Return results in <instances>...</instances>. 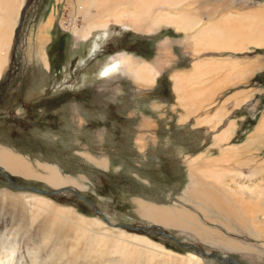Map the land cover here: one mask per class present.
Here are the masks:
<instances>
[{
  "label": "rangeland",
  "instance_id": "obj_1",
  "mask_svg": "<svg viewBox=\"0 0 264 264\" xmlns=\"http://www.w3.org/2000/svg\"><path fill=\"white\" fill-rule=\"evenodd\" d=\"M104 4L105 0H9L0 9V19H7L10 26L17 21L5 41L0 37L1 48L7 50L0 77V144L17 147L36 171L58 168L68 182L58 187L41 178L42 173L27 178L3 169L21 185L41 190L72 187L94 204L70 191L51 195L13 188L0 170V254L7 256L9 248L14 249L11 264H225L185 246L194 244L204 253L264 264V234L259 228L261 236L252 231L247 211L254 203L244 193L264 186V173L259 170L264 169V146L256 147L260 142L256 139L251 149H236L240 162L210 165L205 159L200 165L194 163L193 156L207 152L213 132L194 119L179 121L184 110L175 106L174 79L176 71L190 70L201 60L222 62L233 57L237 39H226L219 46L221 38L216 36L204 44L199 31L222 19H242L249 27L251 19H260L246 14L254 9L264 18V0H152L151 14L147 15L150 7L137 11L139 29L115 22ZM135 9L130 6L129 11ZM176 11L186 25L178 30L167 25L170 19H161L163 15L178 19ZM135 16L124 14V19L138 21ZM125 52L139 60L134 61V70L147 65L144 59L155 66L159 76L154 88L142 84L154 81V71L151 78L137 75L123 62ZM112 60H120L119 67L102 76L101 70ZM262 73L249 83L263 87ZM236 81L217 90L215 102L240 89ZM257 99V110L236 109V116L243 120H238L231 143L247 146L253 138L264 111V94H257ZM23 103L27 107L21 108ZM56 113L60 132L54 130V119H49ZM139 136L147 139L145 150H139ZM103 159L110 162L105 167ZM252 167L254 175L249 174ZM238 173L244 175L237 177ZM202 188L212 196L225 193V200H240L234 208L240 210L241 220L229 214L227 205L215 207ZM137 201L190 213L201 225L192 229L147 219L137 212ZM262 206L263 199L255 210ZM80 215L96 219L97 225L93 220L86 221L88 226L80 225L86 219ZM162 229L170 237L160 233ZM107 230L128 239L132 258L125 261L108 245L113 254L106 260L100 257L105 246L95 245L91 237ZM136 240L148 241L150 246L141 248Z\"/></svg>",
  "mask_w": 264,
  "mask_h": 264
},
{
  "label": "crops",
  "instance_id": "obj_2",
  "mask_svg": "<svg viewBox=\"0 0 264 264\" xmlns=\"http://www.w3.org/2000/svg\"><path fill=\"white\" fill-rule=\"evenodd\" d=\"M163 10L172 12L171 10H168L166 8H163ZM252 10H249L246 16L249 15L251 17H255L256 19H261V17L263 18V15L261 14V12L257 13L255 11L254 13ZM259 10L257 9V11ZM251 12L254 14L250 15ZM176 13L177 14H175V16L179 17L180 16L179 12L177 11ZM243 13L244 12H242V14ZM257 15L259 16L257 17ZM258 21L259 20L251 19L250 25L248 28L247 21H243L242 19L240 20V23L243 25V28L247 29L242 34L243 39L244 37H248L249 42H247V44L245 45V47L247 48L241 49L240 47H238L239 49L237 48L233 49L235 50L233 52L234 53L233 57L231 58L225 57V60H223L222 62H217L216 60H212V59L207 60V61L201 60L193 64V66L189 68L190 70L185 69L183 71H176V74L174 75L175 87H176V93H177V95L175 96V101H176L175 106L177 105L180 108L182 107L184 110V113H180L181 115L179 116V121L186 123L189 120L194 119L193 122L195 121L196 124L198 123L197 125L209 126L211 132H213V140L211 141V144L208 146L207 152L205 151L199 152L197 153V155L192 157L194 163L198 162L199 163L198 165H200V163H203V160L205 159L206 160L208 159L209 163L214 162V159L222 156V153H225L226 149L238 148L240 152H243V150H246L247 147L252 146L253 143H256L255 141L256 139L260 140L259 143L257 142L258 145L256 147L262 148L264 146V133L263 132L257 133L258 128H261L260 125L264 119V111L261 114V117L254 128L255 130L252 134L253 138L249 140L247 146H246V143L236 144V143L230 142L232 138V133L237 132L235 129L238 123L240 122L238 120H243L242 117L238 119L239 117L236 116V113L238 112V110L236 109L241 110L242 108H250L253 110H257V108L260 107V102L257 99V94L258 95L262 93L264 94V86L259 87L258 85H252L251 83H249L251 82L252 78L257 73L264 71V54H262V50H264V45L261 46L255 43L257 41H260L261 39H263L262 37H264V30L258 29L256 27V25L258 24ZM218 24H221V22L216 23V24L210 23V25L207 28L203 29L202 31L211 29L212 26H215ZM202 31H199V32L201 33ZM200 33H199L200 40H202L204 44L207 43L206 38L204 36L203 37L200 36ZM211 38H213L212 40H215L216 36H213ZM251 40L253 41V43L251 42ZM220 41L223 42V40H220ZM209 42H208V45H209ZM125 53L128 56L131 55V58L134 59V61H139V60H136V55L134 53H130V52L129 53L125 52ZM118 54H121V53L119 52ZM142 61L147 62V65H149L150 68L154 71L155 77H154V81H152L151 83H147V85L142 82L141 83L143 84V86L154 88L158 83V76H159L158 72L159 71L155 68V66L152 63L148 62L147 59H144ZM215 71H218V74H215ZM236 79H238V81L235 82L236 83L235 85L239 84L238 86L240 87V89L228 95L223 100V102H215L216 101L215 94L217 93V90L223 88L224 84H228L229 82H232ZM199 80L201 83L198 82ZM231 103H233L232 109L230 108ZM210 105L213 108L209 107ZM225 121H228V123L226 124ZM139 137H140L139 139L140 143L138 144L139 150L140 149L145 150V148L147 147V139H145L143 136H139ZM15 148L17 147H13L11 145L0 144V149L10 150L13 155L21 157L25 163L28 162L25 159L26 158L25 155L21 154L20 152H17ZM212 150H216V152L215 151L212 152ZM109 163L110 162L108 160L106 161V159L102 160L103 165L104 164L107 165ZM106 165H104V167ZM0 167L3 169L5 166L2 165V163H0ZM5 168L8 169L7 167ZM45 170L47 169H45L44 167V169L42 170L38 169L37 170L38 172L37 171L36 172L42 173L41 175H45L44 174V172H46ZM13 173L11 174L14 175ZM133 203H136V199L133 201Z\"/></svg>",
  "mask_w": 264,
  "mask_h": 264
},
{
  "label": "bare ground",
  "instance_id": "obj_3",
  "mask_svg": "<svg viewBox=\"0 0 264 264\" xmlns=\"http://www.w3.org/2000/svg\"><path fill=\"white\" fill-rule=\"evenodd\" d=\"M9 0H0V9L2 8H6V4H8ZM152 4V0H119V1H111V0H105V11L107 13V15L109 14V16L117 23H120L122 25H125L127 27H129L128 25H133V26H130V27H134V29H139L141 28V24L139 22V17H140V13L137 12L138 10H141L140 8H142V10L144 8H149L150 5ZM122 5H124V7H122ZM130 6H133V7H136L134 13L133 11H129L130 9ZM152 8L150 7L149 10L147 11V15L151 14L152 13ZM177 12V11H176ZM124 14L126 15H133L135 14L136 18L138 19V21L134 20V19H130L129 21H127L126 19H124ZM169 14V13H167ZM177 14V13H176ZM184 15V14H183ZM187 15V14H185ZM193 15V14H192ZM191 17V14L190 16H188V18ZM181 18L179 16L178 19L176 20H172V18H169L168 15H163L161 19H165L164 21H166V19H170L169 21H167V25H172L174 26L176 29H179L181 27H183L184 24H181ZM183 19V18H182ZM193 19V18H192ZM195 19V17H194ZM264 18H261L259 21H258V24L256 25V27L258 29H263L264 30ZM185 20V19H184ZM189 20V19H188ZM191 21V18L190 20ZM17 21L14 22V25L10 26V22L7 21V19H0V37H1V34L3 35L2 36V41H5L6 39V36L8 34H10V32L13 30L14 26H15V23ZM109 22V21H108ZM183 22V21H182ZM187 23V21H185ZM221 24H218V25H215V26H212L211 29H207V30H204L200 33V36H204L206 38V40L208 39H213V38H210V37H213V36H218L221 38V40H223L222 43L219 44L220 45H223V43L226 41V39H233V41L235 39H237V44H238V47H240L241 49H244V48H247L245 47V45L247 44L248 41V37H242V34L243 32H245L247 29L243 28V25L239 22V21H233V22H230V21H227L226 19H222L221 21ZM13 24V23H12ZM107 23H104V25H106ZM197 25V24H196ZM186 26V25H185ZM185 28V27H184ZM193 28V27H192ZM191 28V29H192ZM249 28V27H248ZM1 41V39H0ZM11 41V40H10ZM229 41H232V40H229ZM251 42L253 43V41L251 40ZM257 45H261L263 46L264 45V39H261L260 41H257L255 42ZM229 45V44H228ZM234 46V45H233ZM8 47H9V44H8ZM237 47V48H238ZM224 48V47H223ZM232 48V47H231ZM225 49V48H224ZM227 49H229L227 47ZM235 49V48H234ZM7 50L5 52V49H2L1 48V42H0V77H1V73H2V69L4 67V65L6 64V61H7ZM130 57V58H128ZM126 55V57H123L125 61H123L126 65V67H129V69H133V65H134V60L131 58V55L128 56ZM48 62H46L47 64ZM121 63L120 60H112V61H109V63H107L104 68L101 70V74L102 76H107L111 73H113L114 71L117 70V68L119 67V64ZM240 64V63H239ZM201 65V64H200ZM234 65V64H233ZM47 66V65H46ZM216 66V65H215ZM218 66V65H217ZM200 68V66H199ZM198 68V69H199ZM218 68V67H217ZM222 68V67H221ZM197 69V68H196ZM219 70V69H218ZM223 70V69H222ZM135 73L137 75H141L143 78H151V72L153 71L151 68H147V65H141L139 67V70H134ZM205 71V70H203ZM207 72V71H206ZM235 72V70H234ZM233 73V72H232ZM199 74V73H198ZM201 74V73H200ZM236 76V75H235ZM184 79V77H183ZM184 82V81H183ZM200 82V80L198 81ZM201 83V82H200ZM199 84V83H198ZM201 87V86H200ZM189 92V91H188ZM233 96V95H232ZM190 98V97H189ZM186 99V98H185ZM191 100V99H190ZM193 101V100H192ZM180 102V101H179ZM242 104V103H241ZM190 114V113H189ZM207 121V120H206ZM198 124V123H197ZM232 126V125H231ZM261 128H258V131L257 133H264V119H263V122L261 123ZM259 126V127H260ZM225 134V133H224ZM223 135V133H222ZM221 135V137H222ZM220 137V138H221ZM227 137V135H226ZM224 138V137H223ZM258 138V136H257ZM221 140V139H220ZM238 147V146H237ZM252 146H249V149H251ZM238 150V148H230V149H226L225 150V153H222V156L214 159V162L212 163H209L210 165L214 163L215 164H226V162H231V161H235V162H240L242 159L240 158V156L238 154L235 153V150ZM251 153V151H250ZM244 154V153H242ZM247 156V155H246ZM199 158V157H198ZM250 160V159H249ZM254 160V159H253ZM252 162V161H250ZM0 163H2V165H4L5 167H7L9 170H11L12 172L14 173H17V174H21L22 176L24 177H37V176H40L36 170L31 166L32 164L30 162H24V160L21 158V157H18L16 155H13L12 152L10 150H7V149H0ZM256 163V162H255ZM254 163V164H255ZM235 164V163H234ZM195 165V164H194ZM193 165V166H194ZM198 165V163H197ZM196 165V166H197ZM203 165V164H202ZM255 165H259V164H255ZM264 165V164H263ZM195 166V168H196ZM208 166V165H207ZM220 166V165H219ZM222 166V165H221ZM4 167V168H5ZM225 167V166H224ZM264 167V166H262ZM261 167V168H262ZM198 168V167H197ZM196 168V170H197ZM220 168V167H219ZM260 168V167H259ZM45 169H47L46 171H48V174L46 175H41L45 181L49 182L51 185H55V186H63L65 184H67V178L66 177H63L62 174H61V171L54 167V166H46ZM194 169V168H193ZM201 170V169H200ZM249 170V174H253L254 173V170H253V167L248 169ZM260 171H262V173H264V169H259ZM258 170V171H259ZM198 171V170H197ZM222 171V170H221ZM257 171V170H256ZM196 172V171H194ZM208 172V171H207ZM211 172V171H210ZM223 172V171H222ZM225 172V171H224ZM223 172V173H224ZM212 173V172H211ZM219 173H221L219 171ZM226 173V172H225ZM228 173V172H227ZM232 173V171H231ZM242 173V172H241ZM239 174V176L237 175V177H241V175H244V174ZM256 173V172H255ZM259 173V172H258ZM194 175V174H193ZM219 175V174H218ZM225 175V178L226 177H229L227 174H224ZM254 175V174H253ZM256 177V176H255ZM264 177V176H263ZM254 178V177H253ZM224 179V176H219L218 177V182H221L222 180ZM256 179V178H255ZM264 179V178H263ZM262 179V180H263ZM200 180V179H199ZM207 181V180H206ZM217 183V182H216ZM238 183V182H237ZM210 184V183H209ZM260 185V184H259ZM206 186V185H205ZM248 185H246L247 187ZM209 187V186H207ZM221 187V186H220ZM252 187V186H250ZM249 187V188H250ZM215 188H218L217 186H215ZM203 190V193L207 196V199L208 197L210 198L211 200V203H213L216 206H225L227 205L228 208L227 210L229 211V214H233L235 216H238L239 219L241 220V215H240V210L238 212V210H236L234 208V206L237 205V202H239L240 200L234 202L233 200L229 201V200H225V193H216L217 196H212V194L206 190V188H202ZM205 189V190H204ZM215 190V189H214ZM244 193H246V196H248L249 198L252 199L251 203H254L253 206H251V209L250 211L248 210L247 211V214H248V217H247V220L252 228V231L257 234V235H260L261 234L259 233L258 231V228L259 230H261L262 234H264V206L260 207L259 210H255L257 209V203L260 204V201L261 199H263V202H264V186L263 187H258V186H255L254 188H250V189H245ZM199 199V198H198ZM138 203V207L137 208V212L144 216V217H147L149 219H152L156 222H160V223H165L167 225H174V226H179V227H183V228H192V229H196V227L198 228L201 224H198V222H196L195 220V215H192L190 213H186V212H183V211H179V210H175V209H172L168 206H162V205H158L157 203L156 204H153V203H150V202H144V201H137ZM137 206V205H136ZM226 208V207H224ZM43 209V208H42ZM255 211L257 213H255ZM245 212V211H244ZM63 214V213H62ZM81 217L83 218H86V216L84 215H80ZM195 218H194V217ZM232 216V215H231ZM245 216V215H244ZM92 217H89V218H86V219H82L83 223L81 222L80 225L82 226H85L88 224V222L86 223V221H89V220H93V223H97L95 222L96 219L92 218ZM245 219V218H243ZM85 222V223H84ZM243 222V221H242ZM90 223V222H89ZM245 222H243L244 224ZM92 224V223H90ZM93 225V224H92ZM97 225V224H95ZM245 225V224H244ZM88 226V225H87ZM94 226V225H93ZM92 227V226H91ZM247 227V226H246ZM204 228V227H203ZM248 228V227H247ZM90 229V228H89ZM83 232L84 229H82ZM87 230V229H86ZM93 230V229H92ZM250 230V229H249ZM202 231V230H201ZM206 231V230H205ZM204 231V233H205ZM89 232V230L87 231ZM210 232V231H209ZM94 233V232H93ZM92 232L90 234H93ZM107 231H104L102 232L101 234L99 233H94V236H92L91 238L94 239V243L95 245H104L105 246V249H100L101 250V254H100V257H103L104 260H106V256L107 255H111L113 253H118L120 252L122 254V257L123 259L126 261V260H129L130 258L133 257V254H130L128 253V243H127V240L126 238H124L123 236L121 235H113L112 233ZM207 233V232H206ZM212 233V232H211ZM86 234V233H85ZM126 236V235H125ZM202 236V235H201ZM134 238V237H133ZM138 238V237H137ZM206 238V237H205ZM204 238V239H205ZM208 238H209V235H208ZM135 239V238H134ZM141 239V238H140ZM141 240H144V239H141ZM147 240V239H146ZM137 243L141 248H145V247H149L150 246V242L147 241V243H143L142 241H139V240H136ZM145 241V240H144ZM80 242V240H79ZM224 243V242H223ZM231 243V242H230ZM77 244V243H76ZM227 244V242H226ZM236 244V243H235ZM78 245V244H77ZM110 248H113L112 249V252L111 253V250L108 249V246ZM143 245V247H142ZM234 245V244H233ZM32 251V250H31ZM103 251V253H102ZM14 249H11L9 248V252L7 253V256H2L0 254V264H11L12 261H13V257H14ZM36 253V252H35ZM120 254V255H121ZM85 256V255H84ZM87 257V256H85Z\"/></svg>",
  "mask_w": 264,
  "mask_h": 264
},
{
  "label": "water",
  "instance_id": "obj_4",
  "mask_svg": "<svg viewBox=\"0 0 264 264\" xmlns=\"http://www.w3.org/2000/svg\"><path fill=\"white\" fill-rule=\"evenodd\" d=\"M0 170H2V172L4 173L6 179L10 182L11 186L13 188H16V189H19V190L31 189V190H33L35 192H38V193H48V194H51V195L58 194L61 191H70V192H73L74 194H76L77 196L83 198L84 200H87L88 199L79 190H77L75 188H72V187H65V188H60V189L58 188V189H54V190H41V189H39L38 187H35V186H24V185L19 184L14 179H12V177L10 176V174L7 171H5L4 169H2L1 167H0ZM105 219H107V218H105ZM109 223L111 225H113V226H122V224H112L111 222H109ZM124 225L125 226H128V227H130V228H132L134 230H141V229L144 230L145 229L144 227H138V226H135V225H129V224H124ZM159 232L162 233L165 236H169V234L165 230H163V229L161 231H159ZM174 239H177V238L175 237ZM185 246L188 247V248L189 247H194L199 253L204 254V255H207V256L215 257L220 262L225 263V264H245V263L241 262L239 259H237V258H235L233 256L220 257L217 253H204V252H202V250H200L194 244H188V245H185Z\"/></svg>",
  "mask_w": 264,
  "mask_h": 264
},
{
  "label": "trees",
  "instance_id": "obj_5",
  "mask_svg": "<svg viewBox=\"0 0 264 264\" xmlns=\"http://www.w3.org/2000/svg\"><path fill=\"white\" fill-rule=\"evenodd\" d=\"M261 79L263 80L264 79V73H262L261 74ZM263 82V81H262ZM33 111H34V109H33ZM41 114V113H40ZM50 115V114H49ZM49 119H54V130L55 131H57L58 130V122H57V113L56 114H53V118L52 117H49ZM51 126H53V123L51 124ZM60 126V125H59ZM58 132H60L59 130H58ZM105 179H106V184H105V186L106 187H109V183H108V179L105 177ZM89 202H91V204L92 205H94L93 203H92V201H90L89 199H87ZM150 201V200H149ZM97 210V209H96ZM97 211H99V210H97ZM100 212V211H99ZM101 213V212H100ZM102 215H103V217L104 218H106L105 217V215L103 214V213H101Z\"/></svg>",
  "mask_w": 264,
  "mask_h": 264
},
{
  "label": "flooded vegetation",
  "instance_id": "obj_6",
  "mask_svg": "<svg viewBox=\"0 0 264 264\" xmlns=\"http://www.w3.org/2000/svg\"><path fill=\"white\" fill-rule=\"evenodd\" d=\"M26 106V104H22L21 108H24ZM27 107V106H26ZM26 109V108H25ZM28 109L31 111L34 109V105L33 106H29Z\"/></svg>",
  "mask_w": 264,
  "mask_h": 264
}]
</instances>
